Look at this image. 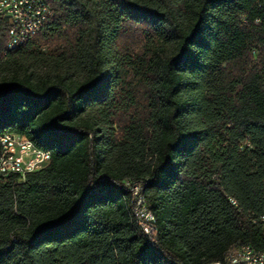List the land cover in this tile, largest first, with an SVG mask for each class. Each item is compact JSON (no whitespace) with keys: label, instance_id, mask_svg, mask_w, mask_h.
<instances>
[{"label":"trees","instance_id":"16d2710c","mask_svg":"<svg viewBox=\"0 0 264 264\" xmlns=\"http://www.w3.org/2000/svg\"><path fill=\"white\" fill-rule=\"evenodd\" d=\"M49 1L45 28L13 50L0 25V136L50 154L0 184V264L264 250V0Z\"/></svg>","mask_w":264,"mask_h":264},{"label":"built area","instance_id":"2783aa9c","mask_svg":"<svg viewBox=\"0 0 264 264\" xmlns=\"http://www.w3.org/2000/svg\"><path fill=\"white\" fill-rule=\"evenodd\" d=\"M53 10L49 0H0V25L7 30V50H13L25 43V35L41 32ZM50 156L34 149L22 136L5 133L0 136V184L7 183L12 175L23 179L26 174L46 166ZM133 190L134 207L147 242L154 244L151 225L148 220V204L140 196V185L126 182ZM264 234V230H262ZM214 264H264V253H253L249 244H238L226 254L223 262Z\"/></svg>","mask_w":264,"mask_h":264},{"label":"bare ground","instance_id":"6f19581e","mask_svg":"<svg viewBox=\"0 0 264 264\" xmlns=\"http://www.w3.org/2000/svg\"><path fill=\"white\" fill-rule=\"evenodd\" d=\"M32 37V35H25V42L29 39V38H31ZM23 138V141H28V144H30L31 146H32V144L29 142V140H27L26 138H24V137H22ZM33 147V146H32ZM34 149H36L35 147H33ZM36 150H38V149H36ZM38 151H40V152H43V153H46L47 154V156H50V154L48 153V152H45V151H41V150H38ZM127 188H129L128 186H127ZM131 190V189H130ZM131 194H132V197H133V190H131ZM140 196H141V198H143L142 197V195H141V188H140ZM134 214H135V216L138 218V220H139V222H140V219H139V217L137 216V211H136V209H135V207H134ZM148 220H149V223H151V222H153V216H152V214H151V212L149 211V209H148ZM259 223H260V226H261V230H264V214H262L261 215V217H260V219H259ZM140 229H141V231L143 232V226L140 224ZM152 230V229H151ZM152 233H153V231H152ZM238 245V244H237ZM234 246H236V245H234ZM234 246H232V247H230L228 250H227V252H226V254H228V252L229 251H231V249H233V247ZM253 253H264V250H255V249H253ZM226 254H225V256H226Z\"/></svg>","mask_w":264,"mask_h":264}]
</instances>
